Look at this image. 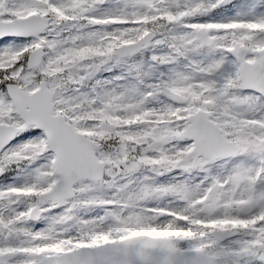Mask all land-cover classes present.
Segmentation results:
<instances>
[{
  "label": "snow or ice",
  "instance_id": "6c2138e0",
  "mask_svg": "<svg viewBox=\"0 0 264 264\" xmlns=\"http://www.w3.org/2000/svg\"><path fill=\"white\" fill-rule=\"evenodd\" d=\"M0 264H264V0H0Z\"/></svg>",
  "mask_w": 264,
  "mask_h": 264
}]
</instances>
